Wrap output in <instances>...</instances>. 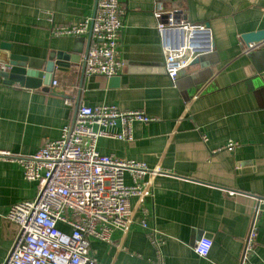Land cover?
<instances>
[{
    "label": "crops",
    "instance_id": "1",
    "mask_svg": "<svg viewBox=\"0 0 264 264\" xmlns=\"http://www.w3.org/2000/svg\"><path fill=\"white\" fill-rule=\"evenodd\" d=\"M157 2L182 22L206 24L212 34V53L175 82L164 72L155 0H120L123 68L112 78L81 73L87 36L51 34L54 27L91 16L96 0H0V54L1 44H8L10 54L41 64L51 53L80 58L79 65L66 60L69 67L55 70V86L29 90L1 80L0 151L36 154L60 137L79 105L142 112L154 121L132 123L131 141L100 138L96 150L160 174L144 179L152 182L150 196L131 200L134 223L125 233L114 230L111 244L91 240L90 257L97 264H240L259 207L249 261L264 264V41L246 47L241 40L264 31V0ZM111 131L119 132V125ZM229 144L235 147L228 150ZM36 191L17 163L0 160V264L18 233L5 215L11 206L33 200ZM141 221L162 240L158 254ZM203 237L212 243L205 258L193 252Z\"/></svg>",
    "mask_w": 264,
    "mask_h": 264
},
{
    "label": "built area",
    "instance_id": "2",
    "mask_svg": "<svg viewBox=\"0 0 264 264\" xmlns=\"http://www.w3.org/2000/svg\"><path fill=\"white\" fill-rule=\"evenodd\" d=\"M155 28L164 59V72L171 82L194 60L213 51L212 34L204 23L179 20L164 12L155 0ZM124 10L120 0H96L91 16L69 27H54V37H84L88 43L82 57L85 77L112 78L123 68L118 41L123 31ZM55 86L56 82H52ZM67 105L70 104L66 100ZM154 119L139 111H119L115 106L90 108L79 105L74 120L64 126L57 140L45 144L32 156L0 151V160L17 163L23 179L36 183L33 200L11 206L5 219L18 226L13 247L1 264H97L88 253L91 240L111 244L114 230L125 233L134 223L131 200L141 202L152 193V182L144 183L159 170H148L142 162L102 156L100 138L131 141L134 122L149 124ZM119 125V132H112ZM235 147L228 145V150ZM125 177L130 184L125 183ZM264 202V200H262ZM259 207H255V216ZM253 218L244 242L240 264H251L257 233ZM151 244L159 253L162 240L144 221ZM212 243L201 238L193 252L208 256Z\"/></svg>",
    "mask_w": 264,
    "mask_h": 264
},
{
    "label": "water",
    "instance_id": "3",
    "mask_svg": "<svg viewBox=\"0 0 264 264\" xmlns=\"http://www.w3.org/2000/svg\"><path fill=\"white\" fill-rule=\"evenodd\" d=\"M241 40L246 47L261 43L264 41V31L243 35ZM1 50L3 53L0 54V65H2L3 70H0V82L2 80L6 85L17 83L29 90H35L41 86H50L57 68L69 67L68 64L64 63L67 62L66 60L79 65L80 59L77 55L68 58L66 54L51 53L47 60L41 64V62L36 60H29L22 56L10 54L8 44H1ZM200 58L198 57L192 64L198 63ZM82 70L81 63V73Z\"/></svg>",
    "mask_w": 264,
    "mask_h": 264
}]
</instances>
